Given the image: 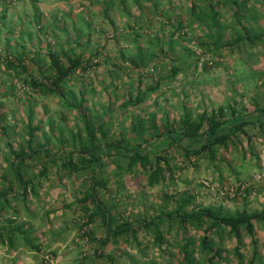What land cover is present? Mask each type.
<instances>
[{"label":"rangeland","instance_id":"374dc122","mask_svg":"<svg viewBox=\"0 0 264 264\" xmlns=\"http://www.w3.org/2000/svg\"><path fill=\"white\" fill-rule=\"evenodd\" d=\"M139 1L141 9L135 0H126L125 5L121 0H37L35 3L32 0H9L7 5L0 0V18L6 11V18L0 23V39H3L1 53H7L8 45L12 54L36 49L41 52L47 67L49 58L46 47L49 48L50 45L56 49L73 46L76 48L75 53L83 52L85 58L95 52L102 53L99 60L101 65L89 73L79 71L81 78L75 77L69 82V87L76 92L84 89L88 99L86 106H94L103 115L106 108L111 106L114 120L108 128L109 134H114L115 137H119L124 131L128 135L133 134L134 131L130 128L131 115L138 113L147 115L156 111L160 116L169 113L171 120H176L186 113L194 116L205 109L234 104L242 114V121L243 117H253V99L257 98L260 108H264V42L253 45L247 42L234 49L226 47L241 34L233 14V6L220 5V27L215 30H220L222 38L215 46L213 41L218 33L207 28L205 16L197 18L194 15L192 0H159L157 4L156 0ZM195 1L200 7L206 3L208 14V0ZM218 1L214 0V3L217 4ZM260 5V0H249V11L246 14L241 12L239 16L249 18L254 14L252 10L255 11L259 15L258 23L264 30V7ZM200 7L198 6L197 11ZM163 12L171 13L170 17L162 16ZM36 14L41 15L40 25L36 22ZM56 16L64 17V22L58 23ZM246 18L244 23H248ZM179 20L182 21L181 29H177ZM65 21L67 31L64 29ZM88 23H91L92 29L87 28ZM261 29L256 27L255 32L259 33ZM29 31L31 36L27 34ZM76 31L81 35L80 46L76 44L79 40ZM180 33L185 37L179 36ZM88 34L91 35L89 42ZM20 36H23L22 45L17 42H20ZM148 41H152V44L147 43ZM200 42L208 43L212 51L200 46ZM138 44L147 50L148 58L145 66L140 65V68L133 67L131 61H122L120 58L121 54L136 56ZM40 45L45 49H37ZM196 50L201 53H195ZM26 63L30 70L35 73L38 71L30 60ZM177 64L184 70L171 82L168 76L172 65ZM206 64L208 67L205 68ZM150 65L153 67L149 74ZM13 82L14 86H11ZM139 84L142 92L149 85L158 84V87L145 104L125 110L123 102L127 101L131 93L136 95ZM27 89L29 88L21 81L14 80L3 63L0 67V177L4 173L11 175L8 159L11 161L12 156L6 145L8 137L4 134L11 137L14 149H17L26 135L24 125L29 116L32 115L33 125L41 126L36 142L43 144L48 140V149L52 151L53 157L63 156L66 152L65 148H61L60 133L67 136L69 130H81V123L64 100L53 94L30 93ZM2 127H5L6 132H2ZM260 130L257 124L247 126L246 131L251 141H248L247 135L240 134L233 145L220 150L215 162L192 157L191 161L196 163L193 166L180 156L175 162L186 165V168L177 170L171 183H166L165 187L160 185L149 188L145 172L140 169L127 171V161L122 164L124 170L119 171L115 162L105 158L118 210L137 219L144 213L152 214L153 205L158 208L167 191H177L179 194L194 191V202L197 205L217 204L229 211L243 208L264 211V134ZM47 159V155L39 154L27 162L28 174L38 176L40 169L46 164L50 167L49 177L47 180H40L38 191L30 192L26 202L20 198L13 203L19 214L18 222L32 225L30 237L36 238V244L41 249L31 250L24 240H20V244L11 250L0 244V264H105L104 260L95 262L88 258L94 255V244L86 243L78 229L84 215L79 199L86 189L85 181L81 176L69 177L60 171L56 174L58 170L52 164H47ZM211 181L229 188L228 197H224L222 193L216 194ZM239 186L242 188L236 192ZM17 189L18 187L14 194L19 193ZM246 189H250V192ZM8 211L11 213L9 217H12L13 210ZM94 225L96 234L102 235L100 222L97 221ZM16 235L19 236L18 233ZM177 238L175 230L168 237L170 243H174ZM139 239L143 244H152L153 236L144 238V234L140 233ZM258 239L264 264V229L258 232ZM181 241L179 239L177 244ZM245 243L248 248L243 251L250 257L252 247H249L247 240ZM224 247L231 250L234 246L225 241ZM106 252L115 255L124 264L130 257L136 258L139 264H182V255L177 250L161 253L151 246L145 251L144 258L134 243L109 245ZM200 262L207 264L202 258Z\"/></svg>","mask_w":264,"mask_h":264},{"label":"trees","instance_id":"16d2710c","mask_svg":"<svg viewBox=\"0 0 264 264\" xmlns=\"http://www.w3.org/2000/svg\"><path fill=\"white\" fill-rule=\"evenodd\" d=\"M2 1L7 5L9 0ZM32 1L35 3L37 0ZM135 1L141 9L140 1ZM156 1L155 4L159 2V0ZM121 2L125 5L126 0H121ZM260 2V6L264 7V0H260ZM248 3L249 0H219L216 4L214 0H208L207 14L206 3L200 7L195 0H192L191 9L197 18L205 16L207 28L215 30L220 27V5L233 6V14L241 34L226 47L234 49L235 46L244 45L247 42L251 45L264 42V30L258 23L259 15L252 10L254 14L249 18L245 16L240 18L239 16V13L246 14L249 11ZM198 6L201 9L197 11ZM125 9H127L126 6ZM105 12L108 13V7H106ZM170 14L163 12L162 16L168 18ZM40 16L36 14L35 19L38 25L41 24ZM5 18L6 11L0 18V23H3ZM244 18L247 19L248 23H244ZM63 19L64 17L58 16L55 18L58 23H63ZM66 22L64 29L67 31ZM256 27L261 29L259 33L255 32ZM87 28L92 29L91 23L87 24ZM181 28H183L182 21L179 20L177 29ZM176 32L178 31L176 30ZM215 32L218 34L217 38L215 35L213 44L217 46L222 34L219 29ZM22 33L24 34L25 31ZM76 33H78L77 39H79L76 44L80 46L81 35L78 31ZM254 33L256 34L254 35ZM27 34L31 36L30 31ZM179 36L185 37L181 33ZM206 36L208 37V33ZM18 39L20 42L16 41L22 45L23 36ZM1 41L3 39H0V45ZM89 41H91L90 34H88ZM156 41L159 43L158 37H156ZM147 43L152 44V41ZM200 44V46L203 45L205 49H208L207 51H212L208 43L200 42ZM57 47L59 48V46ZM46 48L49 58L48 67L45 65L40 51H36V49L24 50L22 53L15 52L12 54L9 45L7 53L5 52L4 55L0 49V67L4 63L14 80L21 81L25 87L29 88L27 90L30 93L53 94L64 100L81 123V130H69L67 136L63 132L60 133L62 136L60 143L63 146L61 148H65L66 152L59 157L52 156V151L48 149V140L43 144L36 142L37 133L41 126L33 125L32 115L25 122L26 135L18 144L17 149H14L11 137L4 134L10 142H7L6 145H8L12 160L8 159L11 175L4 173L0 177L1 245H6L11 250L20 244V240H24L25 245L31 250L39 251L41 249L36 244V238L30 237L32 225L18 222L19 214L17 207L13 204L16 199L20 198L26 202L30 192L36 193L38 191L40 180L48 179L50 167L46 164L44 167L42 166L38 176L28 174L27 162L41 154L47 155L46 163L52 164L58 170L56 174H59L60 171L69 177L81 176L85 181L86 189L79 199L84 215L78 229L86 243L94 244V255L88 256V258L95 262L104 260L106 261L105 264H124L122 261H118L115 255L108 254L106 248L109 245L121 246L134 243L135 248L144 258L145 251L152 246L161 253L177 250L178 254L182 255V264H200L201 258L207 264H263L258 232L264 229V211H249L247 208L229 211L217 204L197 205L194 202L196 198L194 191H184L181 194L177 191L174 193L167 191L164 193L163 201L158 205V208L153 205L154 212L152 214L144 213L140 218L135 219L133 216H126L124 212L118 210V205L113 198V188L109 183L110 177L105 161V158H109L110 162H115L119 171L124 170L122 164L127 161V171L132 172L140 169L146 173V185L149 188L164 186L168 182L171 183L177 170L186 168V165H179L175 162V159L180 158V156H183L184 160L193 166H196V163L191 161L192 157L215 162L220 150L228 149L230 145L235 143L240 134L247 135L248 141H251V137L246 131L247 126L257 124L261 129L260 133L264 134V108H260L257 98L253 99L255 109L252 111L254 114H252L251 119L243 117L241 121L242 114L238 106L234 104L212 107L210 110L205 109L194 116L186 113L182 118L176 120H171L169 113L160 116L158 112L152 111L147 115H142L144 113L131 115L130 128L134 131L133 134L128 135L124 131L119 137H115L114 134H109L111 122L114 120L111 106L106 108L103 115L94 106H86L88 99L84 89H79L76 92L69 87L71 80H74L75 77L81 78L79 71L89 73L101 65L99 60L102 58V53L95 52L85 58L83 52L75 53L76 48L73 46H68L67 49L63 47L56 49L50 45L49 48ZM37 49L45 48L40 45L37 46ZM136 51V56L129 57L126 54H121V60L131 61L132 66L136 68H140V65L145 66L148 59L147 50L138 44ZM96 59L98 60L95 61ZM27 60L35 64L38 70L36 73L30 70L26 63ZM152 67V65L148 67L149 74ZM204 67H208L207 64ZM183 70L180 64L172 65L171 73L168 76L169 80L173 82ZM11 86H14V82ZM157 87L158 84L149 85L147 90L142 92L141 84H139L136 95L131 93L127 101L123 102L122 107L129 110L145 104ZM99 107L103 108L102 106ZM255 112L259 114L255 115ZM1 130L6 132L5 127H2ZM51 130L53 129L51 128ZM211 183L215 186L216 194L221 195L222 193L224 197H228L229 188L226 189L222 183L214 184L213 181ZM17 187L19 193L14 194ZM241 188L242 186L237 187L236 192L240 191ZM246 191L250 192V189H246ZM9 209L13 210L12 217H9L11 214ZM97 221L100 222V228L103 229V234L100 236L96 234L94 225ZM173 230L178 234V238L174 243H170L168 237ZM17 233L19 236L16 235ZM140 233L144 234V238L153 236L152 244H143L139 239ZM179 239L182 241L177 244ZM246 240L249 247H252L250 257H247L243 251V249L248 248L245 243ZM225 241L231 242L234 247L231 250H226ZM126 264H139V261L130 257ZM142 264L156 263L142 262Z\"/></svg>","mask_w":264,"mask_h":264},{"label":"clouds","instance_id":"9594fccd","mask_svg":"<svg viewBox=\"0 0 264 264\" xmlns=\"http://www.w3.org/2000/svg\"><path fill=\"white\" fill-rule=\"evenodd\" d=\"M201 50V49H200ZM196 53L198 54V53H201V51H199V50H196Z\"/></svg>","mask_w":264,"mask_h":264}]
</instances>
